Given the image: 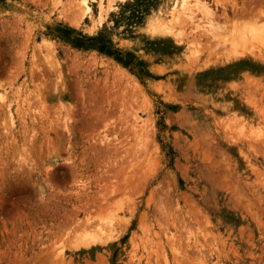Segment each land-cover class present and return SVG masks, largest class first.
Wrapping results in <instances>:
<instances>
[{"label": "rangeland", "instance_id": "rangeland-1", "mask_svg": "<svg viewBox=\"0 0 264 264\" xmlns=\"http://www.w3.org/2000/svg\"><path fill=\"white\" fill-rule=\"evenodd\" d=\"M0 264H264V0H0Z\"/></svg>", "mask_w": 264, "mask_h": 264}, {"label": "trees", "instance_id": "trees-1", "mask_svg": "<svg viewBox=\"0 0 264 264\" xmlns=\"http://www.w3.org/2000/svg\"><path fill=\"white\" fill-rule=\"evenodd\" d=\"M67 33H73L74 34V36H73V39H72V42L74 43V44H77V45H81V41H84V40H87L88 41V39H86L83 35H81V34H79V33H77L76 31H74V30H68V31H66Z\"/></svg>", "mask_w": 264, "mask_h": 264}, {"label": "clouds", "instance_id": "clouds-1", "mask_svg": "<svg viewBox=\"0 0 264 264\" xmlns=\"http://www.w3.org/2000/svg\"><path fill=\"white\" fill-rule=\"evenodd\" d=\"M41 201H43V196L41 195L40 197H38Z\"/></svg>", "mask_w": 264, "mask_h": 264}, {"label": "bare ground", "instance_id": "bare-ground-1", "mask_svg": "<svg viewBox=\"0 0 264 264\" xmlns=\"http://www.w3.org/2000/svg\"><path fill=\"white\" fill-rule=\"evenodd\" d=\"M262 34V33H261ZM253 35V34H252ZM260 35V34H259ZM257 36V35H256ZM258 38V37H257ZM259 39V38H258Z\"/></svg>", "mask_w": 264, "mask_h": 264}]
</instances>
